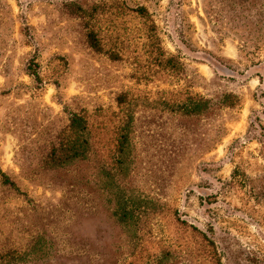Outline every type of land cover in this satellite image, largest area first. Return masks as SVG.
Returning a JSON list of instances; mask_svg holds the SVG:
<instances>
[{
    "label": "rangeland",
    "instance_id": "1",
    "mask_svg": "<svg viewBox=\"0 0 264 264\" xmlns=\"http://www.w3.org/2000/svg\"><path fill=\"white\" fill-rule=\"evenodd\" d=\"M260 65L264 0H0V264H264ZM73 112L90 156L51 167Z\"/></svg>",
    "mask_w": 264,
    "mask_h": 264
},
{
    "label": "trees",
    "instance_id": "2",
    "mask_svg": "<svg viewBox=\"0 0 264 264\" xmlns=\"http://www.w3.org/2000/svg\"><path fill=\"white\" fill-rule=\"evenodd\" d=\"M98 5L92 6L89 10L82 5L72 4L71 9L76 11L83 17L95 18V12H98ZM143 17L150 18L148 9L144 6L137 7L135 9ZM86 26L88 27V41L91 47L96 51H105L110 54L112 58H117V55L107 51L104 48L102 40L100 38V31L96 28L95 22L91 23L90 19L87 20ZM260 68H264V65H260ZM121 100V99H120ZM189 108V107H188ZM187 112L197 113L198 107L194 105L192 109H187ZM92 147V140L90 137V127L86 116L80 112H73L70 116L69 133L65 139L58 145L54 146L47 157V163L51 167H68L74 165L76 162L86 160L90 156V150ZM3 182L9 184L12 187H16L15 181L11 180L4 172H1ZM117 220L120 224L126 225L128 219L131 218L129 211L120 203L118 211L115 212ZM48 254V249L45 246V239L39 238L33 244L29 250H8L2 253L3 258H9L12 264H27L30 261L41 259Z\"/></svg>",
    "mask_w": 264,
    "mask_h": 264
}]
</instances>
